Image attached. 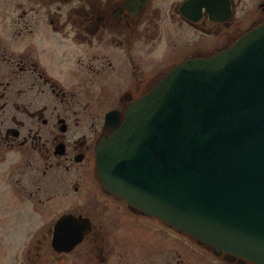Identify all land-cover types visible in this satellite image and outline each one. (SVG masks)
<instances>
[{
  "label": "flooded vegetation",
  "instance_id": "flooded-vegetation-1",
  "mask_svg": "<svg viewBox=\"0 0 264 264\" xmlns=\"http://www.w3.org/2000/svg\"><path fill=\"white\" fill-rule=\"evenodd\" d=\"M262 24L264 0H0V248L23 231L17 264H187L186 243L257 264L108 191L97 149L109 115Z\"/></svg>",
  "mask_w": 264,
  "mask_h": 264
},
{
  "label": "water",
  "instance_id": "water-1",
  "mask_svg": "<svg viewBox=\"0 0 264 264\" xmlns=\"http://www.w3.org/2000/svg\"><path fill=\"white\" fill-rule=\"evenodd\" d=\"M97 149L106 189L201 246L264 264V25L192 59Z\"/></svg>",
  "mask_w": 264,
  "mask_h": 264
},
{
  "label": "rangeland",
  "instance_id": "rangeland-1",
  "mask_svg": "<svg viewBox=\"0 0 264 264\" xmlns=\"http://www.w3.org/2000/svg\"><path fill=\"white\" fill-rule=\"evenodd\" d=\"M25 237V233L19 231L13 236L17 242H14L10 247L0 248V264H17V260L19 261L22 249L24 248L22 247V244ZM184 258L185 263L187 264H208L207 258L209 259L207 254L199 252L195 248L192 249L189 243H186ZM25 260L26 259L24 258V261Z\"/></svg>",
  "mask_w": 264,
  "mask_h": 264
}]
</instances>
